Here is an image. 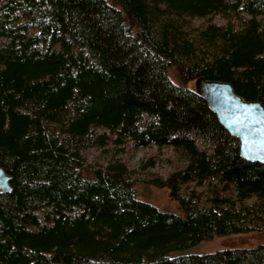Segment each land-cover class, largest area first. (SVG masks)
<instances>
[{
    "label": "trees",
    "instance_id": "trees-1",
    "mask_svg": "<svg viewBox=\"0 0 264 264\" xmlns=\"http://www.w3.org/2000/svg\"><path fill=\"white\" fill-rule=\"evenodd\" d=\"M237 3L255 20L192 23L223 0H0V264H264V242L187 252L264 231V164L187 85L264 107V0ZM127 142L172 149L147 181L179 212L139 198L118 157L85 156Z\"/></svg>",
    "mask_w": 264,
    "mask_h": 264
},
{
    "label": "rangeland",
    "instance_id": "rangeland-1",
    "mask_svg": "<svg viewBox=\"0 0 264 264\" xmlns=\"http://www.w3.org/2000/svg\"><path fill=\"white\" fill-rule=\"evenodd\" d=\"M223 6L217 8H206L202 17L192 19V23H203L206 21L216 23H231L235 26L249 24L250 15L237 10V0H223ZM194 82L189 81L188 86H193ZM85 156L90 162L102 164L111 156L123 160L130 168V174L137 177L135 188L137 196L146 200L163 210L179 212L177 202L170 197L166 187H157L147 180L155 175L164 176L177 162L175 155L169 146L157 147L153 144L148 146L137 145L132 147L129 142L119 148L107 146L104 149L90 148L85 152ZM146 182V183H145ZM196 191L200 187L194 186ZM249 201V200H248ZM259 242H264L263 230H250L245 232L231 233L225 235H214L209 239H204L188 248L187 252H209L225 247L252 246Z\"/></svg>",
    "mask_w": 264,
    "mask_h": 264
},
{
    "label": "water",
    "instance_id": "water-1",
    "mask_svg": "<svg viewBox=\"0 0 264 264\" xmlns=\"http://www.w3.org/2000/svg\"><path fill=\"white\" fill-rule=\"evenodd\" d=\"M194 91L204 98L217 121L238 140L239 155L264 164V107L258 100L244 99L228 81L196 76ZM9 175L0 166V191H9Z\"/></svg>",
    "mask_w": 264,
    "mask_h": 264
}]
</instances>
